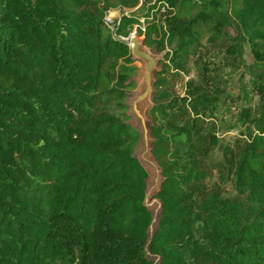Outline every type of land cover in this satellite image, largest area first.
Instances as JSON below:
<instances>
[{
	"label": "trees",
	"instance_id": "obj_1",
	"mask_svg": "<svg viewBox=\"0 0 264 264\" xmlns=\"http://www.w3.org/2000/svg\"><path fill=\"white\" fill-rule=\"evenodd\" d=\"M117 9L130 13L111 30L103 19ZM135 25L146 47L173 46L179 72L235 27L230 55L248 45L262 103L238 112L236 149L212 162L207 81L180 96L156 73L147 115L162 212L149 251L159 264H264V0H0V264H152L147 174L127 124ZM214 171L235 197L208 186Z\"/></svg>",
	"mask_w": 264,
	"mask_h": 264
},
{
	"label": "rangeland",
	"instance_id": "obj_2",
	"mask_svg": "<svg viewBox=\"0 0 264 264\" xmlns=\"http://www.w3.org/2000/svg\"><path fill=\"white\" fill-rule=\"evenodd\" d=\"M143 12L144 9L141 7L131 11L134 14H142ZM128 13L130 12L120 9L108 11L105 16L111 21L109 22L110 28H115L117 25L115 21H118L123 14L127 15ZM160 13L162 14L163 11ZM139 24L143 30L142 19L139 20ZM136 30L137 25L134 26L131 34L136 33ZM238 40L237 29L229 27L223 31L216 41L209 42L208 39L207 42L202 41L197 46L196 51L187 60H184V72L175 70L173 64L166 59V53L172 50L173 46L165 48L162 52L151 49L159 59L157 73L161 72L160 79L172 87L177 95H183L188 81H192L197 87L204 86L205 81H207V94L211 98L217 99L213 118L208 123V132L217 137V148L211 157L212 162H220L221 152L224 148L227 147L233 151L236 149L237 138L240 136V132L244 131V128L236 126V128L231 129L229 126L234 122L238 112L250 108L253 114L258 115L262 108L261 100L255 90L258 73L253 67L254 57L248 45L246 43L242 45L240 59L230 55V48ZM162 63H165L166 67L161 68ZM135 65L141 66L139 63H135ZM205 66L207 70H204ZM153 90L155 91V89ZM151 107V102L147 103V113ZM147 113L146 117L148 118ZM129 119V123L134 124L131 118ZM151 125L152 123L148 121L147 126L149 129ZM136 155L140 158L141 150ZM207 183L210 188H219L224 198L231 199L236 196L234 186L224 180V175H220L217 171L212 173ZM153 197L151 195L145 201L151 215V222L147 230V242H150L155 235L161 215L160 204ZM146 257L152 264H159L160 262L159 258L153 255L149 249Z\"/></svg>",
	"mask_w": 264,
	"mask_h": 264
},
{
	"label": "water",
	"instance_id": "obj_3",
	"mask_svg": "<svg viewBox=\"0 0 264 264\" xmlns=\"http://www.w3.org/2000/svg\"><path fill=\"white\" fill-rule=\"evenodd\" d=\"M139 38L141 37H139L136 33H132L126 39V42L130 48L132 61L134 63L142 64V67H138L136 65L137 72L132 78V81L135 83V89L130 93L128 102L126 103V107L128 108L127 116L131 118V121L134 124L131 122H128L127 124L139 134L138 143L134 148V158L139 162L147 174V190H145L143 205L147 209V205L145 203L146 198L153 195V199L159 202L162 212V204L155 197L160 191L163 177L161 169L152 153L153 139L151 137V131L147 126V122L150 120L146 117L147 103L151 102L153 105L152 99L154 95V77L157 73L159 59L150 48L144 45V38L142 37L141 40H139ZM139 150H141L140 158L136 155ZM149 243L150 242H147L145 246L146 255Z\"/></svg>",
	"mask_w": 264,
	"mask_h": 264
},
{
	"label": "built area",
	"instance_id": "obj_4",
	"mask_svg": "<svg viewBox=\"0 0 264 264\" xmlns=\"http://www.w3.org/2000/svg\"><path fill=\"white\" fill-rule=\"evenodd\" d=\"M103 20H104L105 25H106L109 29H111V28H110V25H109V22H111L110 19H108V17L105 16ZM111 30H113V29H111Z\"/></svg>",
	"mask_w": 264,
	"mask_h": 264
},
{
	"label": "bare ground",
	"instance_id": "obj_5",
	"mask_svg": "<svg viewBox=\"0 0 264 264\" xmlns=\"http://www.w3.org/2000/svg\"><path fill=\"white\" fill-rule=\"evenodd\" d=\"M139 40H141V38H139ZM150 52V51H149ZM141 66L140 67H142V64L141 63H139Z\"/></svg>",
	"mask_w": 264,
	"mask_h": 264
}]
</instances>
